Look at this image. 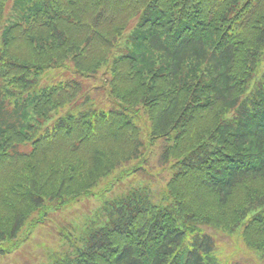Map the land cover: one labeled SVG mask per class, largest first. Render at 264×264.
I'll use <instances>...</instances> for the list:
<instances>
[{"label":"trees","instance_id":"1","mask_svg":"<svg viewBox=\"0 0 264 264\" xmlns=\"http://www.w3.org/2000/svg\"><path fill=\"white\" fill-rule=\"evenodd\" d=\"M206 228L264 258V0H0V264H250Z\"/></svg>","mask_w":264,"mask_h":264},{"label":"rangeland","instance_id":"2","mask_svg":"<svg viewBox=\"0 0 264 264\" xmlns=\"http://www.w3.org/2000/svg\"><path fill=\"white\" fill-rule=\"evenodd\" d=\"M60 76H66L67 74L61 73ZM137 164V163H136ZM148 166H151L154 172L156 173V177L154 178H147V174L141 171H137L136 173H130L125 174V169L119 168L117 169L112 175L109 176L110 182L114 184V188L112 192H106L108 196H111L112 194L114 196L121 194V193H127L131 190L132 187L142 189L145 188L155 195V197H160L163 192L166 190V182L168 181L167 173H165V166H162L160 164L154 165V162L151 163L149 161L147 163ZM124 171V173L122 172ZM142 173V174H141ZM159 174V175H158ZM146 177H144V176ZM104 186L100 187L103 188ZM100 202L97 200H87L82 199L79 202V209L81 210V213L77 214L78 219L72 220L73 225L75 226V234H73L77 240L82 239L80 237L82 230L84 229V226H87L88 222L91 221L90 218L94 219L96 213H98L100 210ZM75 212L72 213V217H75ZM63 217L56 216L54 221L51 223L50 226H47L43 231L35 232L34 235L35 239L33 243H41L43 241H48V247H52L56 245L60 240V231L59 228L61 227V224L58 223V221H63ZM87 223V224H86ZM86 224V225H85ZM207 231L211 234H214L217 237V242L219 243V246L223 250L224 254H227L229 252L228 248L231 250H238V253L240 255H243L246 257V259L250 262V264H264V258L260 256V253L254 250H250L247 248L244 243H242L244 246H238L235 245L232 241H227V238H223L220 234H218L215 230L211 228H206ZM241 247L243 250H240ZM42 249V246L37 248V251L40 252ZM42 254V253H41ZM29 255V253H27ZM23 256H18V258H21ZM21 263L25 262L23 258L19 259ZM7 264H16V256H10L7 259Z\"/></svg>","mask_w":264,"mask_h":264}]
</instances>
